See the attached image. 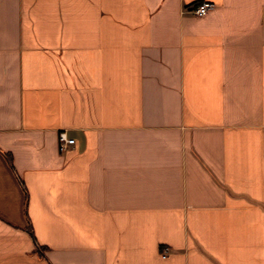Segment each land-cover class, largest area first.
I'll list each match as a JSON object with an SVG mask.
<instances>
[{
  "label": "crops",
  "instance_id": "0c3cea01",
  "mask_svg": "<svg viewBox=\"0 0 264 264\" xmlns=\"http://www.w3.org/2000/svg\"><path fill=\"white\" fill-rule=\"evenodd\" d=\"M0 264H264V0H0Z\"/></svg>",
  "mask_w": 264,
  "mask_h": 264
},
{
  "label": "built area",
  "instance_id": "2783aa9c",
  "mask_svg": "<svg viewBox=\"0 0 264 264\" xmlns=\"http://www.w3.org/2000/svg\"><path fill=\"white\" fill-rule=\"evenodd\" d=\"M216 6L215 3L209 1H202L194 5L189 12L195 16H203ZM58 144L60 151L66 150L69 146L75 144V139L70 138L66 131H60L58 133Z\"/></svg>",
  "mask_w": 264,
  "mask_h": 264
},
{
  "label": "trees",
  "instance_id": "16d2710c",
  "mask_svg": "<svg viewBox=\"0 0 264 264\" xmlns=\"http://www.w3.org/2000/svg\"><path fill=\"white\" fill-rule=\"evenodd\" d=\"M9 162L11 163V159L9 158Z\"/></svg>",
  "mask_w": 264,
  "mask_h": 264
}]
</instances>
